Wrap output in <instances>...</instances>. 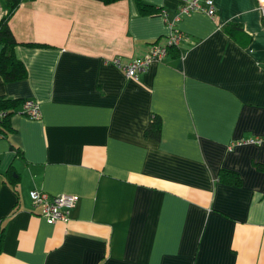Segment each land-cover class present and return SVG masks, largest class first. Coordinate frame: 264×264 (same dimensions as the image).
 I'll return each instance as SVG.
<instances>
[{
    "label": "crops",
    "instance_id": "obj_1",
    "mask_svg": "<svg viewBox=\"0 0 264 264\" xmlns=\"http://www.w3.org/2000/svg\"><path fill=\"white\" fill-rule=\"evenodd\" d=\"M136 1L22 0L11 14L27 78L0 77V97L36 102L40 118L21 104L0 138V264H264V143L227 148L264 137L258 2L181 16L176 55L135 81L114 60L165 45L186 0H139L161 9L149 16ZM154 115L158 141L145 135ZM220 170L241 186L219 183ZM34 190L78 197L69 222L47 224Z\"/></svg>",
    "mask_w": 264,
    "mask_h": 264
},
{
    "label": "built area",
    "instance_id": "obj_2",
    "mask_svg": "<svg viewBox=\"0 0 264 264\" xmlns=\"http://www.w3.org/2000/svg\"><path fill=\"white\" fill-rule=\"evenodd\" d=\"M258 11L261 18V27L264 31V0H257ZM202 12L213 19L216 14L214 0H186L177 10L173 20L166 19L165 22L169 27V33L166 38L165 45H152L149 53L139 60L132 61L127 64H121L118 59L114 60V65L120 69L127 78L137 81L141 75L147 72L149 66L153 62L162 61L167 56V47H178L184 36L175 28L176 22L181 16L190 13ZM6 15V11L2 12L0 7V21ZM166 17V15H164ZM5 113L0 111V119ZM22 115L31 119L38 120L40 118L39 107L32 100L24 101L22 104ZM3 135H0V138ZM264 143V137H255L246 140L231 143L227 148L232 150L234 146L240 145H260ZM31 205L38 210L47 224L53 225L56 222L67 224L70 220V212L75 208L78 197L73 195L49 196L47 193L34 190L29 194Z\"/></svg>",
    "mask_w": 264,
    "mask_h": 264
},
{
    "label": "trees",
    "instance_id": "obj_3",
    "mask_svg": "<svg viewBox=\"0 0 264 264\" xmlns=\"http://www.w3.org/2000/svg\"><path fill=\"white\" fill-rule=\"evenodd\" d=\"M22 0H2L3 9L6 11V15L0 21V77L7 83H16L23 81L27 78V70L23 62H21L16 54L15 49L18 45L13 34L11 33L8 20L11 14L18 8ZM122 0H103L106 5L113 4ZM137 11L140 16H149L156 14L161 11V9H156L150 5H146L141 1H136ZM225 33L229 38L240 44L249 43L250 39L246 38L245 34L237 28L236 25L229 23L224 28ZM244 38V41L240 40ZM155 42L153 44H157ZM28 47H42L43 45L27 44ZM178 47H167V55L175 56ZM22 104L19 100H11L4 97H0V111L5 113V115L0 119V135L7 134L11 132L9 119L15 113L17 109ZM161 132V119L158 116H153L145 130V135L147 138H152L156 141L160 139ZM254 167L257 171L264 173V166L255 164ZM217 181L225 186L238 188L241 186L242 181L238 174L227 171L220 170L217 175ZM4 239V231L0 229V250L2 248V243Z\"/></svg>",
    "mask_w": 264,
    "mask_h": 264
}]
</instances>
